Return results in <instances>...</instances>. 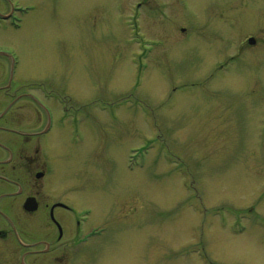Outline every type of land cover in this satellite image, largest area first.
I'll return each mask as SVG.
<instances>
[{
    "label": "rangeland",
    "instance_id": "1",
    "mask_svg": "<svg viewBox=\"0 0 264 264\" xmlns=\"http://www.w3.org/2000/svg\"><path fill=\"white\" fill-rule=\"evenodd\" d=\"M33 3L16 79L42 82L45 98L26 92L45 118L15 126L44 128L31 140L44 143L43 205L104 228L75 262L264 264V0ZM24 202L7 204L18 228ZM17 249L0 240V264Z\"/></svg>",
    "mask_w": 264,
    "mask_h": 264
},
{
    "label": "flooded vegetation",
    "instance_id": "2",
    "mask_svg": "<svg viewBox=\"0 0 264 264\" xmlns=\"http://www.w3.org/2000/svg\"><path fill=\"white\" fill-rule=\"evenodd\" d=\"M22 1L0 0V215L7 220L6 225L12 224L10 228H0V240H6L7 244L18 248L16 253L20 260L8 264H78L75 259L78 258L76 250L79 245L87 244L89 247L90 241L104 233L98 234L96 229L90 228L88 219L82 218L76 209L62 200L43 205L40 193H44L45 186L40 180L48 173L42 154L44 143L38 139L31 146V140L41 136L44 128L29 130L15 126L23 121L34 125L45 118L41 102L26 92L28 84H38L33 91L45 98L42 82L16 79L22 57L14 42L15 35L26 27L27 18L39 10L38 5L33 3L37 0ZM24 100L32 104L22 114L14 105ZM40 166L43 167L42 171L30 169H40ZM15 171H20L19 175L23 177L11 179L10 175ZM11 185L17 189L12 190ZM21 195L25 196V202L33 198L36 203L34 211H27L25 202L23 204L27 220L25 228H18L11 220V209L7 205ZM42 214L45 220H36L39 222L36 225L33 220ZM46 219H49L47 223ZM32 226H35L34 229Z\"/></svg>",
    "mask_w": 264,
    "mask_h": 264
},
{
    "label": "water",
    "instance_id": "3",
    "mask_svg": "<svg viewBox=\"0 0 264 264\" xmlns=\"http://www.w3.org/2000/svg\"><path fill=\"white\" fill-rule=\"evenodd\" d=\"M249 42L251 44H254L256 42V40L254 38H250L249 39ZM38 176H41V174H39ZM24 208L27 210V211H34L36 210V203H35V200L33 198H29L26 200L25 204H24Z\"/></svg>",
    "mask_w": 264,
    "mask_h": 264
}]
</instances>
